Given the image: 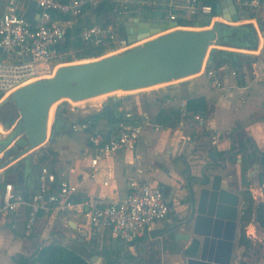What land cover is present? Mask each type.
I'll return each mask as SVG.
<instances>
[{"label": "crops", "instance_id": "crops-1", "mask_svg": "<svg viewBox=\"0 0 264 264\" xmlns=\"http://www.w3.org/2000/svg\"><path fill=\"white\" fill-rule=\"evenodd\" d=\"M3 7L4 2L0 0V11ZM254 12L256 18L243 19L240 24L253 25L257 30L260 36L257 47H231L248 52H239L245 56L242 61L238 60L239 65L227 64L215 69L216 78L222 82L221 88H217L214 79L201 71L184 78L187 79L184 82L170 84L158 95L123 101L125 113L133 111L135 120L146 113L153 122L145 129L135 151L120 150L93 166L91 159L97 150L88 141L87 132H64L61 124L60 132L30 151V159H24L13 167L22 156L11 165L0 168V197L6 183H12L17 191L30 197L37 189L40 167L47 165L56 173L58 182L68 180L79 185V191L74 196L75 202L93 199L104 204L109 200L108 196L123 198L128 194L127 181L136 168L132 160L139 154L142 157L139 165L144 169L142 179L162 188L173 208L169 219L158 221L149 234L130 243L114 236L109 229L94 226L84 213L87 207L77 206L61 212H42L32 235L27 236L25 222L29 207L23 205L17 212L0 213V264H3L5 258L10 264H14L12 257L15 254L34 255L42 246L52 242L75 249L91 264H94L91 261L93 254L105 258L103 251L114 249H119L118 260L129 259L124 264H147L141 259H149L148 254L152 251L146 247L156 242L154 246L161 252L157 256L161 263L168 260V264H181L182 259L189 256L180 251L188 247L194 238L200 241L201 247L202 237L192 232V226L199 190L204 185L205 177L221 174L222 185L240 194V209L243 196L237 185L235 187L230 184L225 174L228 167L226 155L221 152L231 147L229 133L237 124L242 125L246 134L253 138L260 149H264V37L259 29L261 27L264 31V10ZM170 95L186 100L204 96L210 110L204 115L192 112L183 115L181 110L179 121L173 126H163L155 122L159 112L179 109L167 102ZM100 108L101 106L81 108L75 119L69 114L73 110L64 113L65 108L60 107V111L72 123L82 118L87 119V116ZM196 115L202 117V123L196 119ZM95 121L107 136L118 126L116 123L110 125L106 119ZM215 135H219L216 142ZM213 149L221 155V160L210 157ZM242 162L243 156L239 154L236 165L238 169ZM224 163L225 169L222 168ZM36 165L38 167L34 168ZM260 167L259 164L253 170L254 173L249 171L248 176L252 178L251 191H259V197L252 192L254 198L264 201V184L260 183L258 177ZM251 168L255 169L254 165ZM105 181L108 183L105 184ZM240 187L242 188L241 185ZM257 224L254 223V226ZM261 229L264 236L263 227ZM178 232L189 234V237L177 238L175 234ZM261 242L264 244V241Z\"/></svg>", "mask_w": 264, "mask_h": 264}, {"label": "built area", "instance_id": "built-area-1", "mask_svg": "<svg viewBox=\"0 0 264 264\" xmlns=\"http://www.w3.org/2000/svg\"><path fill=\"white\" fill-rule=\"evenodd\" d=\"M4 7L0 11V100L7 97L17 88L34 80L43 78L57 66L53 61L60 57L59 46L66 39L68 32L79 24L85 14L98 7L104 0H33L36 2L38 18L24 16L30 0H2ZM112 4V21L83 27L82 39L94 46H106L112 52H122L137 45L130 43L127 36L119 31L120 18L129 13L146 9L162 10L164 18L177 22L174 28L210 27L219 18L211 0H108ZM239 10H264V0H235ZM172 28V29H174ZM205 66V63H204ZM214 79L217 88L222 82L217 71H205ZM235 73V71L233 72ZM169 104L186 110L187 100L175 95L167 98ZM196 119L202 123L200 115ZM151 117L142 113L135 120L133 111H127L124 119L118 123L115 131L109 136L92 118L73 121L70 130L85 131L88 141L97 152L91 159L97 165L102 159L113 156L120 150L135 151L148 126L152 125ZM219 135L214 136V142ZM141 155L136 154L132 163L135 171L128 178V194L123 198L109 197L104 204L97 200L77 203L75 194L79 185L68 180L58 182L57 175L47 165L41 166L38 175L37 189L30 197L17 191L12 183L5 184L0 197V213L17 212L23 205L29 211L25 222V234L32 235L39 215L42 212H61L77 206L87 207L85 215L90 222L110 232L126 242H134L149 234L158 221L170 218L173 208L162 188L142 179L144 169L139 165ZM105 184L108 181L104 182ZM243 213V211H242ZM248 235L251 234L248 232Z\"/></svg>", "mask_w": 264, "mask_h": 264}, {"label": "water", "instance_id": "water-1", "mask_svg": "<svg viewBox=\"0 0 264 264\" xmlns=\"http://www.w3.org/2000/svg\"><path fill=\"white\" fill-rule=\"evenodd\" d=\"M215 2L220 4V16L224 20H243L235 0ZM36 8V2L30 0L24 16L38 18ZM120 23L126 28L130 43L156 36L122 52L59 66L53 77L25 84L0 101V108L13 103L18 112L17 117L3 122L14 128L5 138H0V168L11 165L22 156L13 167L24 159H30V151L51 136L54 119L50 122V112L58 101L70 99L79 102L119 90L136 91L163 83L176 85L174 81L195 75L203 67L205 71L213 69L210 47L229 46L224 34L226 27H242V24H226L217 20L205 29L177 28L165 32L177 27V22L165 19L162 10L151 9L133 11L121 17ZM259 29L264 37V31L261 27ZM259 38L252 26L242 34L248 46L257 47ZM119 99L120 96H112L113 101ZM210 157L221 160L216 149L211 151ZM258 165L254 164V170ZM225 167L226 163L222 168ZM203 184L192 226V232L201 236L202 242L198 255L187 257V264H231L240 222V194L222 185L221 174L205 177ZM175 236L187 238L189 234L178 232ZM91 261L106 264L107 259L93 254ZM128 261V258H122L114 264Z\"/></svg>", "mask_w": 264, "mask_h": 264}, {"label": "trees", "instance_id": "trees-1", "mask_svg": "<svg viewBox=\"0 0 264 264\" xmlns=\"http://www.w3.org/2000/svg\"><path fill=\"white\" fill-rule=\"evenodd\" d=\"M214 6L215 13H218V6L215 0H211ZM112 4L108 0H104L98 7L90 9L85 16L82 18L81 22L74 26L69 32L64 40V42L59 46L61 53H66L64 61H74L86 58H95L104 55L107 52L106 46H94L87 44L81 36V31L83 27L89 26L96 23L108 24L112 21L111 18ZM243 19L256 18L257 15L254 11L245 9L242 11ZM253 25L242 24L241 28H236L232 26H227L224 34L228 40L227 44L229 47H254L247 45L242 39V34L249 31L250 27ZM263 29V28H261ZM120 34L127 36L126 28L120 23L119 24ZM256 31V30H255ZM73 51V53H69ZM244 54L239 52L222 49V48H212L209 51V58L213 60V69H220L225 65L237 66L238 60L242 61ZM245 57V56H244ZM2 93H0V99ZM63 103L69 104L68 100ZM123 100L119 99L113 101L112 99L104 102L99 111L92 113L86 118H92L94 120L106 119L110 125L118 124L124 119L125 110L123 108ZM61 104L58 105L53 122V130L50 138L56 133L60 132V125H63L62 131H70L71 122L67 116H64L60 111ZM186 110L192 113H200L202 115L206 114L210 110L209 103L204 96L193 97L187 100ZM69 109L65 108L64 113H68ZM181 118V109H171L162 110L159 112L155 118V122L163 126H173ZM85 118L79 119L84 120ZM117 128V126L115 127ZM115 128L112 131L115 130ZM231 138V147L228 150L221 152L226 155L227 169L225 171L226 176L229 178L230 184L233 185L236 182L244 185L242 191L243 196V213L240 216L241 232L237 240V244L240 246L248 247L251 245V240L247 236L244 227L251 221H256L264 229V201L256 202L249 187L251 182L246 181V174L248 169L251 168L255 163L260 164V170L258 177L261 184H264V149H260L252 137L248 136L243 129L241 124H237L236 127L229 133ZM242 154L243 162L240 164L238 169L237 161L238 155ZM38 165L34 166V168ZM5 181L8 180L5 178ZM241 188V187H239ZM264 193V186H263ZM200 249V241L194 238L188 247L182 249V252L186 256L195 257L198 255ZM103 254L107 258L106 264H114L118 261L119 249L114 250H104ZM14 264H91L89 260L83 257L78 251L61 243L52 242L42 246L34 255H24L15 254L13 257Z\"/></svg>", "mask_w": 264, "mask_h": 264}, {"label": "rangeland", "instance_id": "rangeland-1", "mask_svg": "<svg viewBox=\"0 0 264 264\" xmlns=\"http://www.w3.org/2000/svg\"><path fill=\"white\" fill-rule=\"evenodd\" d=\"M217 6H218V13L221 14L220 4L218 3ZM219 21L226 23V24H240V23H242V21H240V22H229V21L224 20L222 17H221V19H219ZM194 29H197V28H194ZM106 48H107V52L104 55L116 53V52H112V50H110V48H108V47H106ZM212 48H222V49H228V50H233V51H237V52H248V51L239 50V48H231L229 46H222V45H212L210 47V50ZM69 53H73V51H70ZM104 55H102V56H104ZM65 56H66V53H61L60 57L57 58L55 61H53V65L59 67L62 64L78 61V59H77V60H74L71 62H68V61L62 62V60L65 59ZM95 58H97V57H95ZM86 59L88 60V59H94V58H86ZM80 60H82V59H80ZM47 75H49V73H47ZM184 80H187V79H181L178 81H174V83L184 82ZM170 84L171 83L161 85L158 87H154V88L140 89V90H136L134 92H119V93H113V94L107 93V94H103L104 96L100 95V97L90 98L88 100H84L83 102H79V103H74V102L68 101L69 104H67V103H63L65 101V99H63V100L57 102V104H56L57 106H55V108H54V113H53V117H52L51 122H53V119L55 116V111H56L59 104H61V107L68 108L69 110H73L69 114L73 119H75V116H76L78 110H80L81 108H95L96 106L102 107L104 102L112 99V96H120V99H122L123 101L124 100H130V99L135 100L134 98H146V96H152V94L158 95L163 90V88L170 86ZM17 113L18 112L16 109V113H15L14 117H17ZM0 124L2 125V128H3V131H0V138H5L13 130L14 127H10L9 124H4L1 116H0ZM253 170H254L253 168H249L248 172L246 174V181L251 182V184L249 185L250 188L252 187V178L249 177L248 174H249V171L253 172ZM235 185H237V187H240V185L242 186V188H238L239 190H241V193H242V191L244 189L243 183L240 184V182H239V184H238L236 182L232 186H235ZM252 192L254 195L259 197L258 196V194H259L258 190H254ZM255 199H256V201H259L257 198H255ZM241 214H242V205H241V208L239 209V217L241 216ZM254 223H256V222L253 220L244 227V230H245L247 236L250 238V240L252 242L251 245H249L248 247H244V246H240L237 244V240L239 238L241 228H242L241 223L239 222L237 237H236V242H235V248H234V253H233V258H232L231 264H264V244L261 242V241H264V236L261 232L262 231L261 227L258 224L254 226ZM248 231L251 232V237L248 235ZM252 233L254 234L253 236H252ZM155 244H157V243L156 242L152 243L149 245V247H146L152 251L151 254H148L149 259H141L142 261H145L147 264H163V263H161L160 257H157V256H159V254L161 252H159V249L154 246ZM141 248L144 249V247H141ZM2 263L3 264H10V262L7 258H5V260L2 261ZM168 263H169V261L166 260L164 264H168ZM181 264H187V259L185 257L182 259Z\"/></svg>", "mask_w": 264, "mask_h": 264}, {"label": "bare ground", "instance_id": "bare-ground-1", "mask_svg": "<svg viewBox=\"0 0 264 264\" xmlns=\"http://www.w3.org/2000/svg\"><path fill=\"white\" fill-rule=\"evenodd\" d=\"M174 29H177V28H174ZM174 29H170V30H167V31H165V32H169V31H171V30H174ZM181 29H191V30H194V27H188V28H181ZM200 29H205V27L204 28H197L196 30H200ZM156 36V35H155ZM155 36H153V37H155ZM153 37H150V38H153ZM150 38H148V39H150ZM148 39H143V40H141V41H137V44H141V43H143L144 41H146V40H148ZM108 55H110V54H108ZM91 59H82V60H78V61H76V62H71V63H79V62H86V61H90ZM71 63H66V64H71ZM66 64H62V65H66ZM62 65H60V66H62ZM58 67H56L55 68V70L53 71V72H51V73H49V75H45L43 78H50V77H53L54 75H55V71H56V69H57ZM188 78V77H187ZM165 84H168V83H163V84H158V85H154V86H151V87H148V88H154V87H158V86H161V85H165ZM148 88H143V89H148ZM119 92H134V91H122V90H119V91H115V92H112V94L113 93H119ZM101 96H104V95H101ZM97 97H100V96H97ZM97 97H94V98H97ZM65 100H68V101H71L70 99H65ZM71 102H73V101H71ZM79 102H83V101H79ZM79 102H74V103H79ZM57 103H55L53 106H52V108H51V112H50V122L52 121V117H53V113H54V108H55V106H57L56 105ZM7 128V127H6ZM8 130V129H7ZM0 131H3V128H2V125L0 124Z\"/></svg>", "mask_w": 264, "mask_h": 264}, {"label": "flooded vegetation", "instance_id": "flooded-vegetation-1", "mask_svg": "<svg viewBox=\"0 0 264 264\" xmlns=\"http://www.w3.org/2000/svg\"><path fill=\"white\" fill-rule=\"evenodd\" d=\"M16 113V108L12 103H8L0 108V116L4 123L9 122L11 117H14Z\"/></svg>", "mask_w": 264, "mask_h": 264}]
</instances>
